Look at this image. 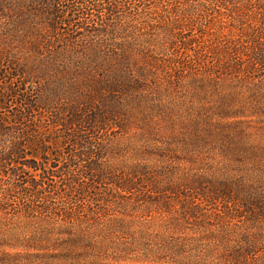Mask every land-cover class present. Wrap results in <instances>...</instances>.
Instances as JSON below:
<instances>
[{
    "label": "rangeland",
    "instance_id": "374dc122",
    "mask_svg": "<svg viewBox=\"0 0 264 264\" xmlns=\"http://www.w3.org/2000/svg\"><path fill=\"white\" fill-rule=\"evenodd\" d=\"M0 254L264 264V0H0Z\"/></svg>",
    "mask_w": 264,
    "mask_h": 264
},
{
    "label": "trees",
    "instance_id": "16d2710c",
    "mask_svg": "<svg viewBox=\"0 0 264 264\" xmlns=\"http://www.w3.org/2000/svg\"><path fill=\"white\" fill-rule=\"evenodd\" d=\"M0 256H2V257H0V264H1V262L3 261L4 258L7 257V255L6 254H0Z\"/></svg>",
    "mask_w": 264,
    "mask_h": 264
}]
</instances>
